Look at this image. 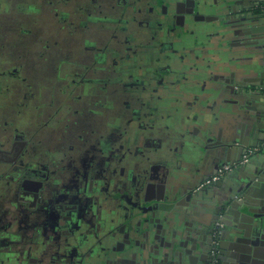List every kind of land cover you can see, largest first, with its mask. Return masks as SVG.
<instances>
[{
  "label": "flooded vegetation",
  "instance_id": "af4514ba",
  "mask_svg": "<svg viewBox=\"0 0 264 264\" xmlns=\"http://www.w3.org/2000/svg\"><path fill=\"white\" fill-rule=\"evenodd\" d=\"M223 3L0 0V264H114L143 239L161 186L167 204L184 203L229 173L199 187L225 162L213 156L206 173L195 151L197 51L236 60L243 48L240 30L216 31ZM218 210L194 263L209 260Z\"/></svg>",
  "mask_w": 264,
  "mask_h": 264
},
{
  "label": "water",
  "instance_id": "95a60500",
  "mask_svg": "<svg viewBox=\"0 0 264 264\" xmlns=\"http://www.w3.org/2000/svg\"><path fill=\"white\" fill-rule=\"evenodd\" d=\"M251 2V4H249ZM254 2V3H253ZM242 0H224V3L219 7L217 33L219 36L224 37L226 34H236L237 30H240L238 37L242 41L243 49H247L249 46L255 44L259 45L261 50H263L264 38V27L260 25H255L257 21L254 15V8L257 5L256 0H246L245 4H241ZM241 4V6H240ZM209 20V19H207ZM208 24L209 21H208ZM216 23H212L214 26ZM216 26V25H215ZM201 31H208L207 25ZM257 32H261L262 36ZM254 40V41H253ZM257 47V46H256ZM264 51V50H263ZM264 58V52L263 56ZM264 64L254 74L255 86L260 87L264 85ZM228 78H225L227 84L233 88L235 71L231 70ZM244 78H240L237 83L241 86L248 85V81ZM228 85V86H229ZM224 86L223 89H226ZM234 91V89H230ZM240 94V91L238 92ZM243 96L251 97V94L245 92ZM246 100V104L243 105L242 110L239 114V124L237 126L241 136L245 132L250 131L251 128H255L256 125L260 127V115L256 108H253L251 102ZM203 116V113H202ZM201 116V118H202ZM254 116V118H253ZM208 129L206 124L202 127V135L200 136V142L208 134ZM263 142V141H262ZM261 142V143H262ZM222 144V142H219ZM229 143V142H227ZM211 145V144H209ZM222 145H226L223 143ZM202 146L205 147L203 143ZM250 146H260V155H264V144L258 143V145ZM221 151V149H216L214 153L215 159H220L223 162L230 161L225 157L226 155ZM226 159V160H225ZM262 160V159H261ZM255 160L250 159V163H246L243 166H237V168L245 167L248 169ZM250 178V179H249ZM244 180V192L240 200L235 201V196L230 197V206L236 210L237 219L232 224L233 232L231 234V239L237 242V249L244 250L247 254H240L236 252V256L233 259L232 264H264V183L262 178L255 179L253 176ZM160 191L161 196L153 198V204L148 205L145 208L147 216L143 218L142 240L139 243L132 244L125 251L122 252L118 257L115 258L114 264H197L191 260L195 259L196 255L201 256L203 251V246L205 242V224L207 223L208 213L211 211V207L214 205L211 201H206L204 192L199 189H190L189 195H186V200L184 203L174 202L167 204L164 201V197L170 193V187L161 186ZM167 194L165 195V193ZM183 192V191H182ZM187 192V191H186ZM185 191L178 196H182ZM165 195V196H164ZM177 196V197H178ZM204 196L205 200H202V207L200 209L191 207L192 205L198 206L199 203L196 201ZM207 196V195H206ZM195 199V203L193 200ZM149 202V201H148ZM151 202V200H150ZM147 203V202H146ZM201 203L199 205H201ZM207 203V204H206ZM156 206V207H154ZM153 211V212H151ZM155 213L160 217V222L158 225L159 231L156 229L153 231L150 227L151 215ZM183 218V220H192V224L195 228L188 229L186 224H177L176 219ZM164 225V226H163ZM225 228V227H224ZM224 233V230H223ZM220 263L226 262L227 259L224 258V253L221 251Z\"/></svg>",
  "mask_w": 264,
  "mask_h": 264
},
{
  "label": "crops",
  "instance_id": "0c3cea01",
  "mask_svg": "<svg viewBox=\"0 0 264 264\" xmlns=\"http://www.w3.org/2000/svg\"><path fill=\"white\" fill-rule=\"evenodd\" d=\"M257 2L258 0H256V3ZM254 10V15L256 19L258 18L257 21H255V25L264 27V13L257 8V6H255ZM257 33L262 36L261 32ZM263 38L264 35L261 39ZM259 45L262 44H258L257 47L249 46L247 49L242 48V52H239L238 58L235 57L236 60L233 55L231 56V54L225 51H222L221 56H217L208 49L197 51V56L202 62H198L195 65L194 71L196 73V78L201 80L200 82H202L203 85H201L202 87L199 88L197 92L199 99H197L196 102L200 106V117L203 113L202 118L204 116L206 118L204 124H206L209 132L204 140L199 145L197 144L195 151L198 150L200 152L197 159L202 161L203 166H207V168L204 167L206 173H210L212 170V168L210 169L209 161L214 156L216 149H221V151L224 150L223 153L226 155L225 158L230 160L226 162H237V160L241 159L246 147L264 143V92L260 91L258 87L254 85L256 82L253 77L258 68L261 67V64H264V58L262 57L264 48L261 50ZM231 70L236 72V75H234L236 80H234V84H232L234 89L233 92H229V84H227V81L217 82L211 79L213 76H221L227 79L229 73L232 72ZM240 78L246 79L248 85H239L237 81ZM226 84V89H223ZM239 91L240 94H238ZM245 92L251 94V97L243 96L242 94ZM245 99H248V102H251L253 108L257 109L260 115L259 122L262 124L260 127L257 125L255 128L250 127V131L247 132V134L244 132L241 136L237 126L240 122L239 114L243 105L246 104ZM201 135L202 130L196 134V137L199 139ZM219 142H222V144L225 143L226 145H222ZM203 143L205 147L202 146ZM260 153L261 151L250 158L251 160L253 159V161L255 160V163L248 167V169H246L247 165L241 168L236 167L232 172L224 176L218 184L215 183L213 185L214 187L210 189L208 193L204 192L205 199L210 200L213 204H217L219 208L218 211H221L226 221L224 233L222 234L221 251L224 253V258H226L227 261L225 263L222 262V264H232L236 252L247 254L244 250H238L237 242L231 239L232 236L230 233L234 231L231 226L237 219V213L236 210L230 206V202L233 200L229 199L232 196H235V201L233 202L241 199L242 193L244 192V180L249 178L250 175L255 179L262 178L264 183V155L256 158ZM249 163L250 160L248 164ZM204 196L201 200L198 199L196 202L200 204L202 200H205ZM201 204H204V202ZM191 207H193V205ZM192 209H194V207Z\"/></svg>",
  "mask_w": 264,
  "mask_h": 264
},
{
  "label": "built area",
  "instance_id": "2783aa9c",
  "mask_svg": "<svg viewBox=\"0 0 264 264\" xmlns=\"http://www.w3.org/2000/svg\"><path fill=\"white\" fill-rule=\"evenodd\" d=\"M256 6L264 13V0H258ZM258 89L264 92V85L258 87ZM260 148V146L246 147L241 159L237 160V162H225L215 173L203 180L199 187L220 179L224 174L232 172L237 167V165L243 166L244 164L248 163L253 155L260 152ZM223 219V214L220 213L214 222L211 232L209 260L207 264H216L217 262L218 246L224 230Z\"/></svg>",
  "mask_w": 264,
  "mask_h": 264
},
{
  "label": "rangeland",
  "instance_id": "374dc122",
  "mask_svg": "<svg viewBox=\"0 0 264 264\" xmlns=\"http://www.w3.org/2000/svg\"><path fill=\"white\" fill-rule=\"evenodd\" d=\"M14 15H15V14H14ZM52 23L54 24L53 21L49 24V27H50V29H51V32H50V33H52V34H58L57 32L54 31L55 28H54V26H53ZM48 33H49V32H48ZM197 37H198V36H197ZM199 37H200V35H199ZM31 45H32V44H30V47H31ZM1 55H2V52L0 51V56H1ZM35 72H36V70H35ZM187 90H188V89H187ZM187 90H183V91L185 92V91H187ZM183 102H185L184 99H182V103H183Z\"/></svg>",
  "mask_w": 264,
  "mask_h": 264
}]
</instances>
